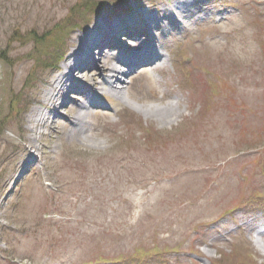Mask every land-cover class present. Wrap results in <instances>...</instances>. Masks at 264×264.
I'll list each match as a JSON object with an SVG mask.
<instances>
[{
  "label": "rangeland",
  "instance_id": "obj_1",
  "mask_svg": "<svg viewBox=\"0 0 264 264\" xmlns=\"http://www.w3.org/2000/svg\"><path fill=\"white\" fill-rule=\"evenodd\" d=\"M174 2L0 0V264H264V0L198 3L83 136L29 129L79 35Z\"/></svg>",
  "mask_w": 264,
  "mask_h": 264
},
{
  "label": "bare ground",
  "instance_id": "obj_2",
  "mask_svg": "<svg viewBox=\"0 0 264 264\" xmlns=\"http://www.w3.org/2000/svg\"><path fill=\"white\" fill-rule=\"evenodd\" d=\"M159 6L154 4L152 9L136 12L135 15L124 17L118 21L107 22L105 19H100L94 28L79 35L76 40L79 45L68 54V60L81 57L83 61L81 64L63 65L58 70L55 79L47 85L49 91L43 96L42 104L29 115V121L34 120L45 125V120H50V115L54 113L55 116L51 119V130L58 128V120L63 118L83 136V133L87 131L84 128L88 124L92 108H102L105 105L101 102V97L105 93L114 94L120 100L123 98L124 77L128 74L134 78L138 75H145L142 71L137 73L139 66L141 69L145 66L159 73L164 72V66L171 62L173 51L168 48V52L164 53L163 45L158 46L154 43L155 37L151 29H159L165 23L173 20L176 12H182L189 7L188 5L182 7L181 2H176L161 11ZM114 24L118 30L111 26ZM117 35L124 36L121 37L123 39L119 40L120 42L116 40ZM122 41H126L128 44L122 43ZM94 43L95 47H92ZM125 53L134 55L132 63L125 59L120 61L121 56ZM144 55L150 56L146 63H143L144 60L141 59ZM96 80L98 81L96 82ZM73 98L76 100H72ZM178 105L179 101H175L169 103L167 108L147 109L144 114H157L158 112L157 116L160 121L172 123ZM85 137L89 136L85 135ZM36 152H40V149L37 148Z\"/></svg>",
  "mask_w": 264,
  "mask_h": 264
},
{
  "label": "trees",
  "instance_id": "obj_3",
  "mask_svg": "<svg viewBox=\"0 0 264 264\" xmlns=\"http://www.w3.org/2000/svg\"><path fill=\"white\" fill-rule=\"evenodd\" d=\"M86 6H87V9H88L89 11H91L92 7L89 6V4H87ZM94 10H95V9H94ZM97 10H99V6H98ZM97 10H96V11H97ZM92 12H94V11H92ZM139 254H140V253H137V255H139Z\"/></svg>",
  "mask_w": 264,
  "mask_h": 264
}]
</instances>
